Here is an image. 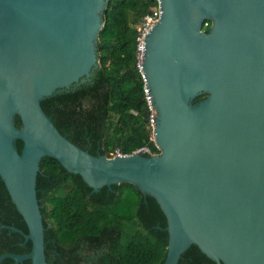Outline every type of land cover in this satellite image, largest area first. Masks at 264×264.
<instances>
[{"label":"water","instance_id":"water-1","mask_svg":"<svg viewBox=\"0 0 264 264\" xmlns=\"http://www.w3.org/2000/svg\"><path fill=\"white\" fill-rule=\"evenodd\" d=\"M108 1L0 0V178L27 232L1 228L31 243L0 262L48 264L36 177L51 157L92 193L130 183L154 198L162 264L191 245L216 264H264V0H158L140 70L159 152L112 157L67 139L40 103L92 76Z\"/></svg>","mask_w":264,"mask_h":264},{"label":"trees","instance_id":"trees-1","mask_svg":"<svg viewBox=\"0 0 264 264\" xmlns=\"http://www.w3.org/2000/svg\"><path fill=\"white\" fill-rule=\"evenodd\" d=\"M157 6L158 0H109L92 76L40 102L59 132L93 155L110 156L116 150L130 154L142 148L148 150L145 155L159 152L136 56V27ZM209 26L207 21L203 29L208 31ZM205 96L200 94L193 102ZM16 125H21L18 117ZM15 144L20 151L22 142ZM36 190L48 264H77L78 249L95 253L91 264H162L167 243L165 216L155 199L133 184L120 183L92 193L79 175L68 173L54 158L43 157ZM2 223L27 232L0 178ZM23 240L19 233L1 229L0 255L29 252L31 243ZM53 250L63 255L65 250L67 261L52 260ZM177 264L216 263L191 245Z\"/></svg>","mask_w":264,"mask_h":264},{"label":"built area","instance_id":"built-area-1","mask_svg":"<svg viewBox=\"0 0 264 264\" xmlns=\"http://www.w3.org/2000/svg\"><path fill=\"white\" fill-rule=\"evenodd\" d=\"M160 16V7L159 4L156 8H154L151 12H148L147 14H145L141 20L139 21L137 27H136V56L138 59V68L139 70L141 69V58H142V53L144 50V38L146 36V34L150 31V29L152 28V26L156 23V21L158 20ZM206 25V24H205ZM141 72V70H140ZM142 76V75H141ZM144 92L146 95V100L148 103V108L150 110V123L153 127V117L155 115L154 110L151 107L150 101H149V96L147 94V89L144 86ZM137 151H148L146 148H142V149H138L134 152ZM115 155H125L123 153H121L120 151L116 150L115 152L111 153L109 157L115 156Z\"/></svg>","mask_w":264,"mask_h":264},{"label":"flooded vegetation","instance_id":"flooded-vegetation-1","mask_svg":"<svg viewBox=\"0 0 264 264\" xmlns=\"http://www.w3.org/2000/svg\"><path fill=\"white\" fill-rule=\"evenodd\" d=\"M2 225H6V226H13V225H7V224H4V223H2V224H0V230L1 229H9L8 227H4V228H1V226ZM10 231H13V230H11V229H9ZM13 232H15V231H13ZM9 233V232H8ZM62 252H64L65 253V255H63L61 252H59V251H56V250H53V252H51L50 254H49V257L52 259V260H54L56 257H58V259L60 260V262H66L67 260V258H68V255L66 254V251L64 250V251H62ZM5 253H12V252H5ZM76 253H77V255L80 257V260H79V262L77 263V264H91L93 261H94V259H95V253L94 252H91V251H86V250H84V249H78L77 251H76ZM4 254V253H3ZM2 255V254H1ZM6 259H9V258H6ZM0 264H15L14 263V261H12V262H9V261H5V259L4 260H2L1 262H0ZM18 264H23V262L22 263H18Z\"/></svg>","mask_w":264,"mask_h":264}]
</instances>
